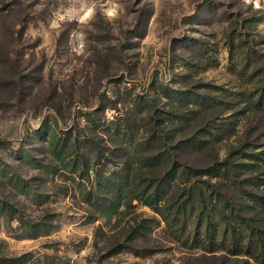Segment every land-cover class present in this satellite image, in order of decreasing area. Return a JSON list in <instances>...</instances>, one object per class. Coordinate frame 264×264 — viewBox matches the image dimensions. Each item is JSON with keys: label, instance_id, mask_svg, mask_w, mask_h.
<instances>
[{"label": "rangeland", "instance_id": "obj_1", "mask_svg": "<svg viewBox=\"0 0 264 264\" xmlns=\"http://www.w3.org/2000/svg\"><path fill=\"white\" fill-rule=\"evenodd\" d=\"M263 93L264 0H0V201L14 208L0 217V259L233 263L182 243L192 240V220L175 234L182 221L168 227L140 201L116 208V193L103 183L120 179L119 159L96 161L94 142L104 151L111 140L122 143L115 130L128 117L142 130L143 149L157 118H170L167 147L182 148L173 161L206 167L217 156L240 164L243 178L260 153L250 175L264 178ZM208 131L215 145L199 153L185 146ZM164 147L159 140L137 158L148 161ZM245 148L251 156L242 158ZM179 180L186 184L185 175ZM222 191L238 200L236 189ZM215 236L221 242V227ZM135 239L155 253L110 254Z\"/></svg>", "mask_w": 264, "mask_h": 264}, {"label": "trees", "instance_id": "obj_2", "mask_svg": "<svg viewBox=\"0 0 264 264\" xmlns=\"http://www.w3.org/2000/svg\"><path fill=\"white\" fill-rule=\"evenodd\" d=\"M177 96L175 98L180 102L181 96ZM261 96L257 103L264 107V97ZM201 103L204 104L202 105L204 108L216 105L215 103L205 104L203 100ZM219 104L221 105L218 102L217 105ZM170 124V118H163L161 121L157 118L152 137L148 138V143L143 146V149H150L159 140L165 143V147L143 163L137 158L143 150L138 142V136L142 130L139 127L132 128L128 117L119 122L115 131L123 139L130 140L129 143L126 144L122 139L120 140L122 143L116 144L117 140H111L109 145L112 148L104 151L98 143L91 140L96 145V161L100 163L119 159L118 164L115 165L120 179L108 178L103 183L107 193H116L115 200L112 202L114 206L117 208L121 200L125 201L124 207L130 206L134 200L140 201L161 217L168 227H172L174 221H182V226L174 231L175 234L182 232L187 221L192 220L190 230L192 240H183L182 243L200 250L205 259L213 260L216 258L215 253L220 252L225 255L223 257L226 255L230 257L233 263L229 264H264V178L250 175L259 169L260 164L257 162L262 161L259 158L260 153L253 155L257 162L246 164L248 173L243 178L237 177L240 164L231 161L221 162L217 156L212 165L206 167L199 166L195 161L178 163L173 161V152L180 153L182 148L178 143L167 147V143L172 140L163 133L164 128H168ZM212 133V131L206 134L198 133L197 136L185 142V146L193 153L206 150L211 144L215 145L213 141L218 137ZM249 149L240 150L238 154L243 155L242 158L250 157V154H244L245 150ZM120 151L122 153L117 154ZM169 163L171 168L168 172L156 174L158 168L168 166ZM137 173L144 176L139 181L133 177V174ZM229 174H233L234 178L225 177ZM182 175L186 176V184L183 186L179 180V176ZM247 185L253 187L255 192L246 191ZM223 187L228 190L236 189L238 200L233 202L227 200L222 191ZM240 199H242L241 202ZM13 210V207L0 201V217L13 213ZM219 227H221V242L215 236ZM141 229L143 226L137 224L134 232L139 235ZM136 239L130 244L117 245L110 254L118 255L125 251L135 256H144L155 253L149 248H138ZM218 258H221V254ZM0 261L2 264H19L21 258H1Z\"/></svg>", "mask_w": 264, "mask_h": 264}]
</instances>
